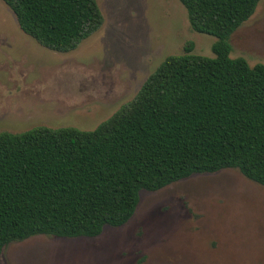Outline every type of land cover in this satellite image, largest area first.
Segmentation results:
<instances>
[{"label": "trees", "instance_id": "trees-1", "mask_svg": "<svg viewBox=\"0 0 264 264\" xmlns=\"http://www.w3.org/2000/svg\"><path fill=\"white\" fill-rule=\"evenodd\" d=\"M40 45L75 49L104 22L97 0H3ZM213 56H166L95 128L0 132V256L34 235L95 237L124 225L140 192L235 168L264 186V63L231 57L229 39L259 0H179Z\"/></svg>", "mask_w": 264, "mask_h": 264}, {"label": "rangeland", "instance_id": "rangeland-1", "mask_svg": "<svg viewBox=\"0 0 264 264\" xmlns=\"http://www.w3.org/2000/svg\"><path fill=\"white\" fill-rule=\"evenodd\" d=\"M102 26L59 52L25 34L0 0V132L95 128L132 99L168 55L213 56L179 0H97ZM231 57L264 63V0L229 39ZM0 264H264V186L235 168L142 190L133 216L95 237L34 235L7 244Z\"/></svg>", "mask_w": 264, "mask_h": 264}]
</instances>
